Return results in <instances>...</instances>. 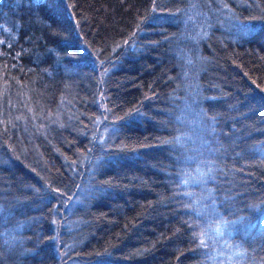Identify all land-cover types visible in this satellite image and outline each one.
<instances>
[{
  "label": "trees",
  "instance_id": "16d2710c",
  "mask_svg": "<svg viewBox=\"0 0 264 264\" xmlns=\"http://www.w3.org/2000/svg\"><path fill=\"white\" fill-rule=\"evenodd\" d=\"M0 264H264V0H0Z\"/></svg>",
  "mask_w": 264,
  "mask_h": 264
}]
</instances>
